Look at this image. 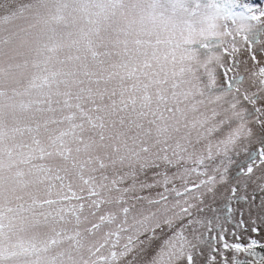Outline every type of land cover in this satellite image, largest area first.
<instances>
[{
  "label": "snow or ice",
  "instance_id": "1",
  "mask_svg": "<svg viewBox=\"0 0 264 264\" xmlns=\"http://www.w3.org/2000/svg\"><path fill=\"white\" fill-rule=\"evenodd\" d=\"M0 264H264V3L0 0Z\"/></svg>",
  "mask_w": 264,
  "mask_h": 264
},
{
  "label": "trees",
  "instance_id": "2",
  "mask_svg": "<svg viewBox=\"0 0 264 264\" xmlns=\"http://www.w3.org/2000/svg\"><path fill=\"white\" fill-rule=\"evenodd\" d=\"M253 2L264 3V0H253Z\"/></svg>",
  "mask_w": 264,
  "mask_h": 264
}]
</instances>
